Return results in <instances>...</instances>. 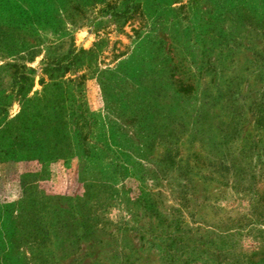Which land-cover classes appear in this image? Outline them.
<instances>
[{"label":"rangeland","instance_id":"374dc122","mask_svg":"<svg viewBox=\"0 0 264 264\" xmlns=\"http://www.w3.org/2000/svg\"><path fill=\"white\" fill-rule=\"evenodd\" d=\"M0 106V264H264V0H0Z\"/></svg>","mask_w":264,"mask_h":264},{"label":"trees","instance_id":"16d2710c","mask_svg":"<svg viewBox=\"0 0 264 264\" xmlns=\"http://www.w3.org/2000/svg\"><path fill=\"white\" fill-rule=\"evenodd\" d=\"M67 61L68 62H65L63 64L64 68L67 67V64L69 65L73 64L72 58H69ZM22 77H23V74L21 72H18L15 77L16 79L15 83H18L17 84L18 87L22 86ZM0 109H1V106H0ZM16 141L17 140L14 141V138L12 137L10 126H5L2 129H0V162L10 161V160H13V161L28 160L34 156L33 151L35 149L32 147L33 146L32 142H29L24 138L18 140L17 142ZM1 210L2 209L0 207V211Z\"/></svg>","mask_w":264,"mask_h":264}]
</instances>
